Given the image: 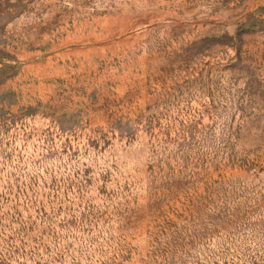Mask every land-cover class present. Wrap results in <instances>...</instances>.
<instances>
[{
  "label": "rangeland",
  "instance_id": "rangeland-1",
  "mask_svg": "<svg viewBox=\"0 0 264 264\" xmlns=\"http://www.w3.org/2000/svg\"><path fill=\"white\" fill-rule=\"evenodd\" d=\"M0 264H264V0H0Z\"/></svg>",
  "mask_w": 264,
  "mask_h": 264
}]
</instances>
